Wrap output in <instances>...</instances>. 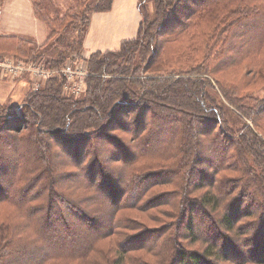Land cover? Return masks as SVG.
<instances>
[{"label":"trees","instance_id":"1","mask_svg":"<svg viewBox=\"0 0 264 264\" xmlns=\"http://www.w3.org/2000/svg\"><path fill=\"white\" fill-rule=\"evenodd\" d=\"M112 1L72 0L82 25L58 58L17 35L0 36V53L59 66ZM31 4L47 26L62 21ZM137 9L134 38L85 58L78 96L54 76L19 111L0 104V264H264V0ZM237 35L247 41L229 58ZM229 69L235 82L219 78ZM156 164L165 175L142 174ZM159 205L170 219L158 227L132 215ZM96 220L102 228L81 242L71 225L86 232Z\"/></svg>","mask_w":264,"mask_h":264},{"label":"rangeland","instance_id":"2","mask_svg":"<svg viewBox=\"0 0 264 264\" xmlns=\"http://www.w3.org/2000/svg\"><path fill=\"white\" fill-rule=\"evenodd\" d=\"M42 1L45 4V12L51 16L52 15L61 16L60 18H62V21L57 20L55 22L50 23L49 26H47V24L40 17L34 15L35 13L33 12L31 0H0V36L2 37L8 35H17L23 37L24 39H26L31 43V46L34 47L33 50L38 49L37 51H41V52L43 51L45 54H49L50 56L54 55L51 57L58 58V56H55L56 53L61 52V50H64L66 48V44L72 41L73 37L77 35V31H76L77 25L80 26L82 25V23H79L78 20L74 19L73 15H75L76 12L75 9H71L70 11H68L69 7L72 5V0H42ZM82 7L83 6L81 5L80 6L81 10ZM88 24H89V20H88ZM88 24H87V28H88ZM64 26H66L65 30H62L63 29L62 27ZM51 29H53L52 32L53 35L50 37L49 30ZM29 31H34L32 36H28ZM85 33L83 34V39L81 42L82 45L81 50L79 52H77L78 50H74L75 52H72V54H70L69 56H72L73 58L75 57L86 58L88 56V54H85V52L83 51ZM243 39L245 42L247 41L246 38H243L240 35H237L235 39L233 38V41L230 43V47L233 46V49L227 51L228 53H226V56H229V58H231L234 55L236 56L239 52L241 54L242 53L241 50H243L242 49ZM0 44H5L3 38L0 39ZM13 45L14 44L10 45L11 46L10 48L9 47L7 48L14 49ZM84 49H90V48H84ZM24 55H26L25 52ZM239 76H240V72L235 71V69L225 70L221 74H219V78L221 80L227 81L228 83L235 82L239 78ZM27 78L29 79L28 76L20 77L17 79H10L8 76L4 77L0 75V102H3V104L11 102L13 105L21 106L22 99L24 98V94L27 91L31 90ZM21 79H24L27 82ZM260 84H261V80L260 81L257 80V82H254L248 86L249 87L248 90L257 87ZM262 93L263 92L258 91L257 94H262ZM20 106L18 108L15 107V109L19 111ZM236 117L237 116L235 115L233 121L236 123L235 125H238L240 121L239 118ZM116 134L120 137L128 138V135L124 132L117 131ZM155 157L157 156L154 155L152 159H155ZM148 159L150 160V158ZM168 168L169 167L165 168V166H162L161 164H156L152 167L148 166L144 171H142V174H146V175L149 174L150 175L149 177L151 179L153 177H162V175L166 174ZM196 175L198 174L197 173L191 174L193 178H196ZM159 188L168 191L170 187L161 188L159 186H155L151 189V191L157 190ZM5 210H8V208L0 207V212ZM55 211L57 217L60 216L62 213L61 210H55ZM168 212H169V208L166 205H159L158 207L156 206L152 209H149L146 215L135 212L132 215L136 218L138 217L139 220L143 221L145 223L144 224L145 227L153 228V227H158L162 223H166L169 221L170 218L166 216ZM65 220H67V217L63 216V218H60L58 221L56 220L55 223L57 225ZM103 223H104L103 220L102 221L96 220L95 223L90 225V230L89 231L87 230L86 232L79 230L78 223L76 222L73 223L71 227L72 230L75 232V235L81 239V242H83L85 239H88V237H90L94 233H97L102 228ZM59 234H60L59 236H61V233ZM187 243L188 242L186 241L184 242V244L186 245ZM195 245L197 247L198 244L194 243L192 246L194 247Z\"/></svg>","mask_w":264,"mask_h":264},{"label":"crops","instance_id":"3","mask_svg":"<svg viewBox=\"0 0 264 264\" xmlns=\"http://www.w3.org/2000/svg\"><path fill=\"white\" fill-rule=\"evenodd\" d=\"M139 20L137 0H113L109 10L91 14L84 36L83 51L89 54L97 50L118 49L123 40L135 37ZM28 33V36H32L34 31Z\"/></svg>","mask_w":264,"mask_h":264},{"label":"built area","instance_id":"4","mask_svg":"<svg viewBox=\"0 0 264 264\" xmlns=\"http://www.w3.org/2000/svg\"><path fill=\"white\" fill-rule=\"evenodd\" d=\"M0 75L10 79L26 77L32 90L39 89L47 78L57 76L62 79V90L78 96L85 87L88 75L85 58L66 57L59 66H47L43 61L26 60L10 54L0 53Z\"/></svg>","mask_w":264,"mask_h":264},{"label":"water","instance_id":"5","mask_svg":"<svg viewBox=\"0 0 264 264\" xmlns=\"http://www.w3.org/2000/svg\"><path fill=\"white\" fill-rule=\"evenodd\" d=\"M14 106L18 108L20 105H18V106L14 105Z\"/></svg>","mask_w":264,"mask_h":264}]
</instances>
